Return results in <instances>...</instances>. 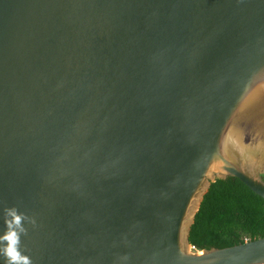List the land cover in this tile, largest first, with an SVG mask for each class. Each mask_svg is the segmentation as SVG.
<instances>
[{
	"label": "water",
	"instance_id": "water-1",
	"mask_svg": "<svg viewBox=\"0 0 264 264\" xmlns=\"http://www.w3.org/2000/svg\"><path fill=\"white\" fill-rule=\"evenodd\" d=\"M232 176L264 197V0H0V264H264L191 243Z\"/></svg>",
	"mask_w": 264,
	"mask_h": 264
},
{
	"label": "trees",
	"instance_id": "trees-1",
	"mask_svg": "<svg viewBox=\"0 0 264 264\" xmlns=\"http://www.w3.org/2000/svg\"><path fill=\"white\" fill-rule=\"evenodd\" d=\"M264 237V197L238 177L217 179L206 194L191 232L199 250Z\"/></svg>",
	"mask_w": 264,
	"mask_h": 264
},
{
	"label": "clouds",
	"instance_id": "clouds-1",
	"mask_svg": "<svg viewBox=\"0 0 264 264\" xmlns=\"http://www.w3.org/2000/svg\"><path fill=\"white\" fill-rule=\"evenodd\" d=\"M16 219L18 221L19 217H17ZM7 238L11 242L10 246L6 250V255L9 257L10 264H28L27 257H21L20 253L17 251L15 247L17 243L16 233L15 232L11 233Z\"/></svg>",
	"mask_w": 264,
	"mask_h": 264
}]
</instances>
